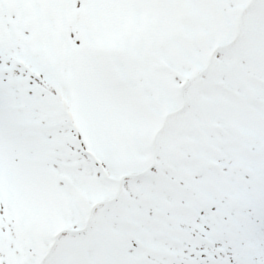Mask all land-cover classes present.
<instances>
[{"label":"snow or ice","instance_id":"6c2138e0","mask_svg":"<svg viewBox=\"0 0 264 264\" xmlns=\"http://www.w3.org/2000/svg\"><path fill=\"white\" fill-rule=\"evenodd\" d=\"M0 264H264V0H0Z\"/></svg>","mask_w":264,"mask_h":264}]
</instances>
